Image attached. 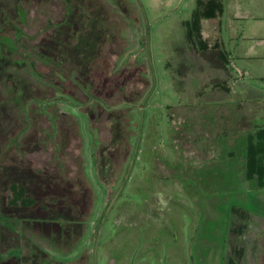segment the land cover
Instances as JSON below:
<instances>
[{
  "label": "rangeland",
  "instance_id": "1",
  "mask_svg": "<svg viewBox=\"0 0 264 264\" xmlns=\"http://www.w3.org/2000/svg\"><path fill=\"white\" fill-rule=\"evenodd\" d=\"M18 1L24 3V11L18 9ZM215 1L222 4L223 13L203 20L202 34L210 47L218 45L229 54L227 68L210 61L213 49L202 55L186 39L184 24L198 0H96L98 9L92 14L102 20L99 24L83 22L84 17L76 14L68 17L63 0H0V35L8 37L0 40V62L5 46L12 47L10 38L20 42L12 47L18 60L24 49L31 48L57 60L71 56L70 49L78 45L75 54L82 61L81 69L77 70L76 59L72 66L80 82L69 79L73 85L67 88L60 84L46 89L24 68L18 69L10 77L23 94L20 102L4 92L0 67V213L26 221L21 237L18 228L0 226V253L35 236H59L58 225L46 223L57 215L76 223L93 213L85 236L70 253L50 252L51 257L43 254L42 259L49 264H223L227 227L234 224L238 234L234 233L231 246L239 252L237 264H264V191H219L217 198L229 200L220 201L224 210L213 206L206 222L210 205L202 206V200L179 192L181 187L174 185L165 166L180 161L178 168L196 164L200 169L199 162L225 160L228 151L242 154L245 131H264V0ZM69 2L79 8L76 11L90 4V0ZM103 21L112 31L122 25L121 38L127 44L114 71L116 53L105 44L109 38ZM82 22L87 35L76 34ZM101 44L109 61L102 59ZM38 72L49 74L42 66ZM9 80L12 85L14 79ZM59 81L66 82L60 75ZM84 85L91 86L89 94ZM83 92L117 106L108 109ZM27 102L25 114L36 106L37 112L54 121L48 111L56 104L58 113L76 120L79 130L71 117L62 116L57 123L54 142L59 152L52 142L45 144L48 118L34 113L28 121L21 113L20 105ZM174 125L192 141L184 146L175 143ZM123 126L130 132V145ZM216 136L220 140L214 146L206 141ZM182 137L181 133L178 139ZM56 161L63 164L61 169ZM85 174L90 186L82 179ZM14 184L25 188L33 201L30 207L10 204ZM238 194L244 195L243 200L237 199ZM233 208L243 209L249 219L240 221ZM215 225L217 250L212 247L209 252L206 245V253L198 255L199 239ZM77 228H73L76 237ZM69 237L68 232L67 242ZM28 253L24 249L25 257Z\"/></svg>",
  "mask_w": 264,
  "mask_h": 264
},
{
  "label": "trees",
  "instance_id": "2",
  "mask_svg": "<svg viewBox=\"0 0 264 264\" xmlns=\"http://www.w3.org/2000/svg\"><path fill=\"white\" fill-rule=\"evenodd\" d=\"M65 3V7H66V11L68 13V17H72L71 14H76V17L78 18H83V22L86 20V22L88 21H92L93 23H102V20L100 18H98V16H94L92 14L93 11H97L98 9V5L95 1L90 0V4L87 2V0H85V2H87V4L85 3L84 9L76 11L78 9L75 10V8L73 7L72 3L69 2V0H63ZM84 1V0H83ZM23 2L22 1H18V9H21V11H24V7L23 6ZM97 5V6H96ZM87 6H90L91 9H88ZM94 7V8H93ZM76 12V13H75ZM223 13V6L220 2L215 1V0H211L208 3H203L202 0H198L197 2V7L196 10L192 13V17L189 21L185 22L184 26H185V30H186V39L188 41V43L193 47L196 48L197 51L204 55L206 53H209V51H211L213 49V51H211L212 55L214 57L211 56L210 54V61L211 62H218L219 66L221 68H227L229 63H230V57L229 54L224 50L221 49L220 46L215 45V47H210L203 38V34H202V21L203 20H207V19H214L216 18L218 15L220 16ZM25 17H26V12H25ZM24 17V18H25ZM113 18V17H112ZM111 18V16L108 17V20H113ZM121 21V20H120ZM81 23V26H79L77 33L78 35H87L86 32H82L83 30H87ZM104 23V33L106 34V36H108V40L106 39L105 44L107 45V47L112 48L113 52L116 53L115 54V63H114V67L112 68L113 71L115 70V66L117 63L118 58L120 57V54H122L123 49L126 47V42L121 38V31H122V25H119L121 27L116 29H111V25H106V23L103 21ZM96 24V25H97ZM95 25V24H94ZM105 28H107L105 30ZM108 30V31H107ZM88 31V30H87ZM81 33V34H80ZM2 37H6L3 35H0V40ZM72 37L78 38L76 37V35H72ZM8 38V37H6ZM16 39V38H15ZM15 39H11L10 38V44L13 47V45H15L16 40ZM73 41V39H71ZM79 39H78V43H79ZM121 42V43H120ZM16 43H20V42H16ZM72 43V42H71ZM104 43V42H103ZM116 43H118V46H116ZM64 46V45H63ZM102 46V44H101ZM116 46V48H115ZM12 47H6L5 46V50H4V61L0 62V67H2L3 72L1 71V73L5 74V77L3 79L2 83V88L4 89V92L6 93V95H10L11 98L14 101H21L23 99V94L21 92V90L18 89L17 86V81L14 78V73L15 71H17L20 68H24L26 73L32 77L33 79H35L42 87L49 89V86H54V87H58L60 84H63L66 86L69 85H73L72 82L69 81V79H76L77 81L80 82V80L77 79V72H76V68H73V64H74V59L78 60L79 62L77 63V70L82 68V65L80 63L81 59H79L77 57V54H75V50L77 49V46H72L71 50V56L70 53L68 54L69 56L63 58L61 57L58 58L57 60L49 57V56H45L43 55V53L41 51H38V48H31V49H24V55H22V57L20 58V60L17 59V55H15L14 53H12ZM102 48L104 49V57L102 59L105 60H110V56L106 54V48L104 46H102ZM101 49V48H100ZM40 50V49H39ZM69 50V51H70ZM102 51V50H100ZM6 53H9L8 55ZM65 55V54H64ZM75 55V56H74ZM82 62V61H81ZM99 64V63H98ZM10 65L14 66L10 67ZM42 66L44 68H46L49 71V74H46V76H43L41 72H38L39 67ZM98 67H95L94 69L92 68V72L94 73V71H98ZM10 68H12V72H10ZM12 75V77H10V75ZM59 75L63 76L66 80V82L62 83L59 81ZM116 76H120V74L116 73L114 74ZM50 77V78H49ZM10 79H14L12 85H10ZM52 79L56 80L59 83H54V81H52ZM46 82V83H45ZM82 84V83H81ZM83 85V84H82ZM9 86V87H8ZM88 87V94L91 91V86L89 85H84V87ZM56 87V89H57ZM76 88V87H75ZM64 94H66L65 90H64ZM83 94L89 99L91 98H95V100L99 101L100 103H104L106 105V108H114L117 105L114 106H109V104H107L106 102L101 101L100 99L96 98L95 96H87V94L85 92H83ZM48 98V97H46ZM43 101V99H42ZM89 101V100H88ZM96 102V101H95ZM130 102V101H129ZM28 102L25 105H20L22 107H20V111L21 113L24 115V117L26 119H28V121H30V119H32V115L38 114L41 115L43 117H47L49 122H50V128L44 133V138H45V144L47 145L48 143L52 142L53 145L55 146V148L57 149V151L59 152V145L57 144V142L55 141V136L58 132L57 129V123L61 120V117L63 116H67V117H71L73 119V121L75 122L76 127L78 128V124L76 122V120L73 118L72 115L68 114V113H58L57 112V108L58 106L56 104H54V106L50 107V111H48L49 113L53 114V116L55 117V120L52 121L51 117L43 114V113H39L37 112V107L36 106H32L31 108V113L30 114H25L23 109L27 106ZM98 104H96L97 106ZM101 107V106H98ZM205 107V106H204ZM98 108L95 110V112H97ZM104 111V110H103ZM105 112V111H104ZM100 118V117H99ZM208 120V118L205 119V121ZM240 123V122H239ZM242 123V122H241ZM249 124V123H248ZM29 126V125H28ZM31 123L29 128H31ZM249 126H252L251 124ZM124 130L126 131L127 135H126V139H129L127 141V144L130 145V132L126 130V126H123ZM175 133H176V141L175 143H179L182 146H184V144L186 142H191V138H193L191 135L188 136V134L183 133V131L181 129H176L175 125ZM180 128V127H179ZM28 129V127H27ZM79 130V128H78ZM183 130H186V127H183ZM254 131V128L250 130L245 131L246 134V146L245 149L243 151L242 154H237L236 152H232V151H228L224 157L225 160H219V159H213V161L211 163H206L202 165V162H199V164H201V168H197L196 164L195 165H189V166H183L180 167L181 162H175V163H169V164H165L166 168L169 169L170 171V176L173 175L174 179H175V183L174 185H177L179 187H181V191L182 194H187L188 196L192 197L193 200L197 199V202L200 200H202L200 202V204H202V206L205 204L206 207L210 205L209 208H207V213L205 211V213L207 214L206 217V222L209 221V217L208 216V212H213L214 210L212 209L213 206L217 207L218 210H224L222 207H220L221 204L226 203L227 200H222V198H217V195L219 191L221 190H231V191H253L254 193H260L264 191V131L261 130L258 134H252V132ZM26 132V131H25ZM182 133L183 137L182 139H178L180 137V134ZM179 135V136H178ZM220 140L219 136H216L214 140H210L209 138L206 139V141L211 142V144L214 146L215 144H217V141ZM16 141V140H15ZM17 142V141H16ZM100 142V141H99ZM11 143V142H10ZM14 145L16 143H14V141L12 142ZM100 144L102 145V147L104 148H108L107 144H102V142H100ZM233 147V146H231ZM11 148V146H10ZM58 163L59 169H61V166H63L62 163H59L58 161H56ZM194 162V161H191ZM81 167L83 172L84 171V163H81ZM209 164V165H208ZM198 165V164H197ZM200 166V165H199ZM176 167V168H174ZM11 168V167H10ZM10 173H12L10 171ZM172 176V177H173ZM160 178V177H159ZM82 179L85 180L88 185L89 184V180L85 176H82ZM12 190H13V194L14 196L12 198H10V204L11 205H15V206H26V207H30V205L33 204V201L31 199H29L28 197H26V190L24 187H19L18 184H14L12 185ZM204 192L206 193L205 195L211 199L210 203L208 204L207 200L204 197ZM183 194V195H184ZM244 195L238 194V198L240 200H243L241 198H243ZM216 198V199H215ZM200 199V200H199ZM221 201V204H220ZM218 204V205H216ZM95 207V206H94ZM212 209V210H211ZM215 211H217L215 209ZM222 212V211H220ZM223 213V212H222ZM232 213L236 214V216L238 217V219H240V221H246L248 220V215L247 213L243 210V209H232ZM93 214V213H92ZM86 215L83 217V219L79 220H75L76 223L70 222V220L68 221L67 219H65V217L57 215L54 219V221H49L47 220L46 223H50L53 222L51 224H57L58 227L60 228L61 232L59 233V236H52L50 235L49 238H44L43 236L40 237H33L32 239H29L27 241V243L25 245L24 242H22L20 245L6 250L4 253H0V262L1 261H9L11 259H18V260H23V258H29L28 264H49V262L47 260L42 259V255H49L50 256V252H61V253H70L76 246L77 243H79L81 241V239L85 236L86 231H87V226L90 223V218L91 215ZM205 214V215H206ZM26 221L20 220V219H13L11 217H5L3 215H1L0 213V226L1 227H6L9 229H14V228H18L19 229V236L21 237L23 235V228H24V223ZM218 223V222H217ZM234 225V224H233ZM232 225V226H233ZM74 226H78L77 231L80 232V234H78V236H75V233L73 231ZM231 226V228L227 227V232H228V241H226V245L225 248L222 247V261L223 264H237V260H239V252L236 249H232L234 247L231 246L232 242L234 243L233 239H234V233H237L236 229H233ZM215 229L212 230L209 234H206L209 231H206L204 233V236L202 238L199 239L198 242V255L200 254V252H204L206 253V245H208L209 247V252H212L211 248L213 247V252H215L217 250V248H215V246H213V242L216 241L215 237L217 236V234H215L214 232L218 231L219 227L218 226H214ZM240 227V226H239ZM222 228V226H221ZM70 234V237L68 238L69 242H67V238H66V233ZM207 241V242H205ZM197 243V242H196ZM67 248V249H66ZM24 249H28V256L25 257L24 255ZM48 252V253H47ZM51 257V256H50ZM218 257L217 255H215V258ZM218 259V258H217Z\"/></svg>",
  "mask_w": 264,
  "mask_h": 264
}]
</instances>
